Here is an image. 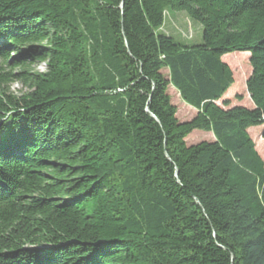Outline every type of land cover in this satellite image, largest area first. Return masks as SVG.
<instances>
[{
    "label": "trees",
    "instance_id": "16d2710c",
    "mask_svg": "<svg viewBox=\"0 0 264 264\" xmlns=\"http://www.w3.org/2000/svg\"><path fill=\"white\" fill-rule=\"evenodd\" d=\"M233 53L252 108L225 98ZM257 127L264 0H0V264H264Z\"/></svg>",
    "mask_w": 264,
    "mask_h": 264
},
{
    "label": "rangeland",
    "instance_id": "374dc122",
    "mask_svg": "<svg viewBox=\"0 0 264 264\" xmlns=\"http://www.w3.org/2000/svg\"><path fill=\"white\" fill-rule=\"evenodd\" d=\"M183 15V14H182ZM176 33L174 37L177 42H183L186 44H199L202 42V28L201 25L192 20H188L185 16L180 17L179 22H175ZM185 34V40L182 38V33ZM187 37V38H186ZM9 62H12L15 59L16 55L11 54ZM250 54L249 53H233L225 56L223 58V62L228 64L234 75V84L229 89L227 94L225 95L226 99L231 102V106H244L247 108H252L253 104L250 100V97L247 93L246 82L251 74V66H250ZM45 70V65H37L35 67V71L42 72ZM10 91L16 96H21L27 92V89L23 87L18 82H13ZM168 93L171 97L172 103L176 106L178 110V119L181 122H186L191 120L196 112L187 106L182 99L180 98L177 91L170 87ZM238 97H241L238 99ZM263 127H257L249 129L248 133L252 140L255 143L256 150L260 157L264 160V140L262 138ZM212 134H207L204 132H194L188 137L187 143L189 145L197 144L201 141H212Z\"/></svg>",
    "mask_w": 264,
    "mask_h": 264
},
{
    "label": "crops",
    "instance_id": "0c3cea01",
    "mask_svg": "<svg viewBox=\"0 0 264 264\" xmlns=\"http://www.w3.org/2000/svg\"><path fill=\"white\" fill-rule=\"evenodd\" d=\"M185 16L182 14H177L169 17L168 23H167V29L169 32H172L173 30H176L175 22H179L180 17ZM186 17V16H185ZM187 18V17H186ZM178 30V29H177ZM226 97V96H225Z\"/></svg>",
    "mask_w": 264,
    "mask_h": 264
},
{
    "label": "water",
    "instance_id": "95a60500",
    "mask_svg": "<svg viewBox=\"0 0 264 264\" xmlns=\"http://www.w3.org/2000/svg\"><path fill=\"white\" fill-rule=\"evenodd\" d=\"M262 136H263V133H262Z\"/></svg>",
    "mask_w": 264,
    "mask_h": 264
}]
</instances>
